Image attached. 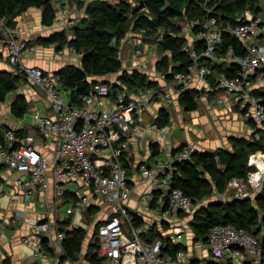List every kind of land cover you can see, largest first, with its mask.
Listing matches in <instances>:
<instances>
[{
	"label": "built area",
	"instance_id": "obj_1",
	"mask_svg": "<svg viewBox=\"0 0 264 264\" xmlns=\"http://www.w3.org/2000/svg\"><path fill=\"white\" fill-rule=\"evenodd\" d=\"M68 14L69 8L62 7L59 21L65 20ZM263 19L262 14H253L247 9L236 24H219L214 16L208 17L195 33L193 28L199 24L197 20L183 23L181 27L191 38L182 46L190 59L183 70L166 75L156 67H150L152 77H149L157 81L155 85L133 92L120 84L113 96L109 83L98 80L81 96V103L77 105L69 100L68 90L58 73L21 62L23 51L32 47L16 34L5 17L0 16V28L7 33L5 38L0 37V44L6 48L9 61L19 73L36 83L50 101L51 114L33 112L36 129L23 136H17L14 130L9 129L5 133L8 146L0 144L2 161L18 172L15 181L25 198L29 199L35 191L45 190L49 186L47 169L51 167L57 200L64 196L66 181L80 180L88 186L92 196L115 205L117 214L106 216L96 224L99 254L112 264H264L260 240L247 230L237 229L230 223H217L209 228L205 242L195 240L193 232L187 230L184 218L188 214L193 215L199 202L184 194L172 181L175 163L189 159L197 150L194 145L181 144L168 158L157 159L152 164L140 161L137 166L138 183L148 184L150 188L149 194L141 198L145 204H141L142 207L151 215H156L157 211L150 203L156 197L162 198L165 207L163 217L171 222V241L185 246L174 257L162 254L165 236L161 229L160 235L153 240L144 239L150 226L156 223L154 219L145 222L140 218V222L134 224V215L125 205L131 195L132 183L123 162L129 136H142L145 131L151 130L156 132V143H160L168 135L171 126H160L154 120H146L143 114L151 101L161 100L164 104L160 107H167L179 101L182 92L192 89L191 82L195 78L206 79L211 70L201 59L232 68L229 73L217 74L215 84H210L209 89L214 94L222 91L214 97L218 105L230 108V95H233L245 118L255 123L264 121V95L257 92L254 86L255 83L264 86V44L258 40L264 31L261 25ZM67 22L72 21L68 19ZM143 31L140 29L131 35L135 39L133 41L132 38L130 46L132 69L148 67L149 48L147 44H138L139 34ZM157 32L158 39H162L163 28L158 27ZM224 32L238 38L246 51L238 53L233 45L219 51ZM196 40L202 41L200 49L193 44ZM64 49L74 52V48L68 44L57 47V52L62 53ZM48 141L54 142V148L47 161L40 146L47 149ZM249 161L253 169L245 177L230 179L225 191L215 192L218 198H252L262 190L263 154L253 152L249 155ZM86 199V196H82L74 203L79 204ZM67 212H73V209L68 207ZM49 226L48 222H43L37 223L35 228L44 230ZM57 235L59 239L64 237L62 232ZM27 240L25 238L24 241ZM190 244L193 248L206 246L208 260L204 263L192 262L195 256L193 249L188 251Z\"/></svg>",
	"mask_w": 264,
	"mask_h": 264
},
{
	"label": "trees",
	"instance_id": "obj_2",
	"mask_svg": "<svg viewBox=\"0 0 264 264\" xmlns=\"http://www.w3.org/2000/svg\"><path fill=\"white\" fill-rule=\"evenodd\" d=\"M30 6L41 8L43 24H52L56 15V7L52 0H0V16L5 17L7 23L14 26L16 16ZM247 9L253 14H262L264 17V0H115L113 2L95 0L86 5L88 21L81 20L73 25L72 37L68 38L65 29H62L39 40L52 42L58 48L68 44L74 48L75 52L81 54L80 65L68 63L56 72L68 90L69 100L79 105L81 96L88 92L93 83L98 80L108 82L105 79H98L107 73L120 72L119 84L108 82L112 96L116 94L120 84L133 92L156 84L157 81L152 80L142 70L122 69L119 49L122 39L129 32L144 29L141 34L143 38L154 33L158 37L157 28H163L162 39L156 40L163 53L155 60V67L166 75H170L171 72L183 70L190 61L188 53L182 49L189 40V33L182 31L181 24L197 20L199 24L193 28V33L211 16H214L219 24H236L241 21V16ZM261 25L264 28V19ZM258 40L264 44V31L259 35ZM193 44L197 49L202 47L200 40H196ZM229 45H233L238 53L242 54L246 51L238 38L224 32L218 50L222 51ZM201 62L211 70L207 75L210 84H215L217 74L232 71V68L223 67L211 60L201 59ZM17 81V74L0 70V98L15 88ZM198 93L199 91L195 89L182 92L179 97L180 104L187 110L195 109ZM260 94L264 95V92ZM11 110L16 116H22L26 112L27 102L23 95H16ZM154 121L160 126L170 124L168 108L161 106ZM252 123L255 131L258 134L261 133L262 137L248 140L233 136L230 137L233 141V150L221 147L215 150L197 149L189 159L177 161L172 181L174 186L180 187L184 194L200 202L213 192H222L230 179L245 177L251 169L246 164V157L256 151L264 153V121L261 122V126H257L255 122ZM2 140L3 136L0 134V141ZM151 146L154 154L159 152L157 143H151ZM124 165L127 166L125 163ZM132 219L134 224L140 222V218L136 215ZM217 223H230L237 229H244L254 234L259 238L261 251L264 253V185L262 190L252 198L232 197L199 205L190 219L193 238L205 242L209 228ZM96 231L97 225L88 243L87 254L91 263L100 264L95 259L105 260V257L99 254L100 242ZM159 235V229L154 223L144 235V239L151 241ZM84 236L83 227H75L65 233L61 241L64 251L63 259L75 258L74 255L81 252ZM164 240L163 255L174 257L177 251L185 248L182 243L176 244L170 238L165 237ZM41 242L43 247L50 249L47 238L44 237ZM195 260L197 259H192V262ZM3 264H8V259H5Z\"/></svg>",
	"mask_w": 264,
	"mask_h": 264
},
{
	"label": "crops",
	"instance_id": "obj_3",
	"mask_svg": "<svg viewBox=\"0 0 264 264\" xmlns=\"http://www.w3.org/2000/svg\"><path fill=\"white\" fill-rule=\"evenodd\" d=\"M62 7L63 5L59 3L55 19L50 25L42 23L41 9L39 7H28L25 11L16 16V22L13 26L14 31L32 47L23 51L21 55V62L23 64L28 66H39L51 73H56L61 67L68 63L80 65L81 54L78 55L75 51L71 53L66 49H64L62 53H59L54 43L39 40L41 37H48L55 31L66 29L70 24L67 22L68 19L73 21L70 15H68L65 20L59 21ZM132 33L133 32L130 34ZM188 36L190 37L189 34ZM69 37H72V35L70 34ZM138 41H140L138 43L140 46L146 44L141 34H139ZM65 45L66 44L63 46ZM149 55L150 54H148V59ZM127 57L128 63L122 66V69L131 70L133 65L131 64L130 47ZM156 59L157 58H152L150 61L151 64H153V68L155 67L154 61ZM0 70L10 71L18 75L16 87L9 90L4 97L0 98V134L3 136V140L0 141V144L7 147L8 140L5 137L7 130L12 129L17 136H23L36 129L33 112L38 111L41 114H51V109L50 101L45 92L31 79L23 74H19L16 70V66L9 61L7 50L2 44H0ZM139 70H142L147 73L148 76L152 77L151 70L143 68ZM117 81L120 83L118 76ZM254 86L257 92H264V86L262 84L255 83ZM191 88L198 90L199 93H201L200 98H204L206 101L208 100L210 105L204 107V102L201 100L202 102L197 104L195 109L187 110L179 101L171 104L173 106V114L168 109L171 114V120L174 115V118L177 119L175 125L177 124L178 127L179 125L181 126V134L185 137L183 139L180 138V133H178L177 136L173 135L172 128H170L168 135L160 141V143H157L159 152L154 154L151 143H156L155 131H145L142 136L131 135L128 138V146L123 156V162L127 164L126 168L132 183L131 195L125 201V205L129 208L131 215H136L145 222H151L154 219L158 229H161L163 235L170 238V240L171 222L166 221L163 217L165 211L164 200L160 197H156V199L150 203L151 207L157 211L156 215H151L148 211H145L140 204L142 196L146 193L149 194L150 188L148 185H142L141 183L139 185L138 183V163L140 161H146L152 164L160 158L157 157L160 152H162L161 158H168L175 147L186 143L194 144L197 149L201 150H211V147L213 149L219 147L227 148L230 146L228 139L229 135H244V133H251L255 128L252 121L242 120L239 115V112L242 111L233 95H230L231 108L218 105L214 101L215 95L217 93H222V91L218 90V92L214 94V92L209 89L210 82L207 78H195L191 82ZM17 94L23 95L27 102V110L22 116H16L11 110L12 102ZM159 108L160 105H149L143 117L146 120H155ZM183 110L188 111V113ZM256 124L257 126L259 125L258 123ZM205 125L208 127H206L207 131L204 130ZM173 136L176 139L173 140ZM46 147L47 149L44 150V148L40 146V150L48 161L51 158L54 142L48 141ZM17 175L18 172L9 168L2 161L0 155V264H3L5 259H8V264H70V259L65 260L62 258L64 252L61 242L62 239H59L57 234L58 232H62L63 235H65L68 230L75 227H83L86 236L83 214H77L79 217L71 218L58 211L57 207L59 200L55 197L53 186L54 179L51 167L47 169L49 186L45 190L35 191L33 196L29 199L25 198L22 190L17 186L15 181ZM70 183H76V188L74 189L67 186V184ZM64 187L65 193L60 200L62 202L77 200L79 198L76 193L77 187L86 189L87 192L89 191L88 186L80 180L66 181ZM96 198H94V200L91 199L90 202H88L89 204L84 208L87 221L91 219V217H95V214L97 215L99 212L102 215L100 219L117 214L115 205L108 203L105 208H101L97 205L95 201ZM67 208L66 213H72H68ZM98 221L94 223L92 233L86 243H84V236L82 246L84 244L86 247L88 246ZM43 222H48L50 224L49 228L44 230L35 228L37 223L40 224ZM44 237L47 238L49 250L42 245L41 241ZM25 238L28 240L24 241ZM199 248L201 249L200 256L208 257L206 246ZM193 256H195L193 258L199 257L194 251ZM198 259L195 260L196 263L197 261L199 262ZM107 262L108 264H112L108 260Z\"/></svg>",
	"mask_w": 264,
	"mask_h": 264
},
{
	"label": "rangeland",
	"instance_id": "obj_4",
	"mask_svg": "<svg viewBox=\"0 0 264 264\" xmlns=\"http://www.w3.org/2000/svg\"><path fill=\"white\" fill-rule=\"evenodd\" d=\"M91 1H95V0H52V2L54 3V6L56 7V10L58 9V5L59 3L64 6H67L69 8V14L71 16V18L73 19V21L69 24V26L66 27L65 29V33L67 34V37H69V35L71 34L73 36V31H72V27L75 23H79L81 20H85V21H88V16L85 12V8H86V5L91 2ZM97 1V0H96ZM108 1H115V0H108ZM129 1V0H128ZM30 7H36V6H30ZM41 9V8H40ZM42 12V10H41ZM11 26V25H10ZM13 27V26H11ZM182 31L183 32H187L185 31L184 28H182ZM132 32V31H131ZM131 32H129L121 41V44H120V51H122V55L120 56L121 57V61H122V65L125 66L126 63H128V57H127V54H128V50H129V47L132 45V42L135 41V39L131 36L132 34H130ZM188 33V32H187ZM130 35V36H129ZM152 36V37H151ZM21 38V37H20ZM132 38H133V41H132ZM157 35L154 33L150 36H146L144 37L145 41H146V44H147V47L149 48V51H150V55H149V59H148V67L145 68V69H149L150 70V67H153V64H151V60L152 58L155 59V58H159L161 57L162 55V50L160 49V46L159 44H157L155 41L157 40ZM22 39V38H21ZM24 40V39H22ZM26 43L27 41L24 40ZM28 44V43H27ZM151 46V47H150ZM78 55H80L78 53ZM152 71V70H151ZM119 72H112V73H107L103 76H100L98 77V79H106L109 83H113V82H118L117 81V76H118ZM201 93H198V96H197V104H200L203 100V106L205 107L206 105H210L209 104V101L205 100L204 98H200V95ZM213 100V99H212ZM164 102L161 101V100H156V101H151L150 103V106H159V105H163ZM171 105V104H170ZM167 105L168 109L171 111V113L173 114V106L171 105ZM232 107V105H231ZM230 107V108H231ZM240 109H242L240 107ZM183 111H186V110H183ZM242 111V110H241ZM188 113V111H186ZM239 115L240 117L242 118L243 121H249V119L245 118L244 115H243V112H239ZM30 117V116H28ZM27 117V118H28ZM175 116L173 115L172 117V120H171V114H170V124L166 125V126H171L172 128V133L173 135L177 136L178 133H182V130H181V126L179 125V127L177 126V124L175 125L177 119L174 118ZM177 118V117H176ZM260 126H261V122L258 123ZM202 125V124H201ZM218 125V124H217ZM216 125V126H217ZM258 125V126H259ZM206 125H205V131L206 130ZM214 127V126H213ZM219 127V126H217ZM208 128V127H207ZM216 129V128H215ZM240 132V131H238ZM233 136H240V137H244L245 139H248V140H251L252 138H257L258 136L259 137H262L261 133L258 134L256 131H255V128L253 129V131H251V133H244V135H229L228 136V139H229V142H230V146L227 147L226 149H229V150H233L232 148V145H233V141L230 140V137H233ZM264 136V135H263ZM185 136H183V134H181L180 138H184ZM176 139L174 136H173V140ZM194 145V144H192ZM195 147V146H194ZM196 148V147H195ZM222 148V147H221ZM197 149V148H196ZM213 149V148H211ZM217 148H214L213 150H215ZM253 153V152H252ZM262 153V152H261ZM251 154V153H250ZM249 154V155H250ZM263 154V157H264V153ZM157 157H162V152H160ZM158 158V159H160ZM151 162V161H150ZM246 164L248 166L251 167V169H253V165L250 163L249 161V156L246 157ZM250 169V170H251ZM142 185H148V184H144V183H141ZM140 185V183H139ZM67 186H69L70 188H76V183H70V184H67ZM227 186V185H226ZM226 190V187L224 190L222 191H225ZM77 195L79 196V198L83 195H86V201L82 202V203H79V204H76L74 203L73 200H70V201H66V202H62V201H59L58 203V211L61 213V214H65L68 216H70L71 218H75V217H79L77 214H80L82 215L83 214V218H84V222H85V228H86V236H85V239H84V243H86L87 239L90 237L91 233H92V230H93V225L96 221H98L102 215L100 214V212L96 215L95 214V217H91V219H89L88 221L86 220L87 218V215L84 213V207L87 206L90 202L91 199L94 200V198L96 197H93L89 191L87 192L86 189H82L81 187H77V191H76ZM149 193V192H148ZM230 195V194H229ZM232 198V197H230ZM213 200H221L220 198H218L215 194V192H213L212 195H210L209 197H205L203 199H201V201L199 202L198 206L199 205H202V204H207V202L209 201H213ZM97 202V205H99L101 208H105L106 205L108 204L107 202H105L102 198H96L95 200ZM140 204L142 205H145L144 202L141 200ZM67 207H71L73 209V212L70 213V214H67L66 213V208ZM191 215L192 214H188L184 220H185V225H186V228L188 231L191 232V225H190V219H191ZM91 220V221H90ZM128 226V225H127ZM129 227V226H128ZM128 230V229H127ZM125 229V231H127ZM197 253L199 255V262L200 263H204L206 262V260L208 259V257H201L200 256V252H201V249L200 248H193V245L190 244V246L188 245V251L192 250ZM87 247L85 246V244L82 246V250L80 253H77L76 255H74L75 258H70V264H97V263H91V259L88 257V254H87ZM99 256V255H98ZM100 257V256H99ZM99 257H95V258H99ZM68 259V258H67ZM65 259V260H67ZM96 261H98V263H103V264H108L107 260L105 259H95Z\"/></svg>",
	"mask_w": 264,
	"mask_h": 264
},
{
	"label": "water",
	"instance_id": "obj_5",
	"mask_svg": "<svg viewBox=\"0 0 264 264\" xmlns=\"http://www.w3.org/2000/svg\"><path fill=\"white\" fill-rule=\"evenodd\" d=\"M7 36V33L5 32L4 28H0V37L5 38Z\"/></svg>",
	"mask_w": 264,
	"mask_h": 264
},
{
	"label": "bare ground",
	"instance_id": "obj_6",
	"mask_svg": "<svg viewBox=\"0 0 264 264\" xmlns=\"http://www.w3.org/2000/svg\"><path fill=\"white\" fill-rule=\"evenodd\" d=\"M212 148V147H211ZM212 150V149H211ZM43 244H44V242H43ZM41 245V244H40ZM49 250V249H48Z\"/></svg>",
	"mask_w": 264,
	"mask_h": 264
}]
</instances>
